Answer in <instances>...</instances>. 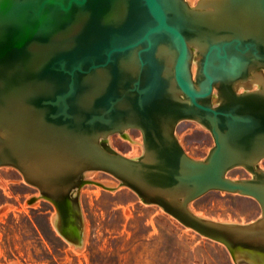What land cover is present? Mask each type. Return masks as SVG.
Wrapping results in <instances>:
<instances>
[{"label": "water", "instance_id": "95a60500", "mask_svg": "<svg viewBox=\"0 0 264 264\" xmlns=\"http://www.w3.org/2000/svg\"><path fill=\"white\" fill-rule=\"evenodd\" d=\"M184 120L213 137L202 159L176 136ZM131 129L137 157L108 141ZM263 159L264 0H0V167L54 206L67 241L83 244L78 194L95 170L235 264H264ZM235 168L250 177H230ZM214 190L255 199L261 215L195 213Z\"/></svg>", "mask_w": 264, "mask_h": 264}, {"label": "rangeland", "instance_id": "374dc122", "mask_svg": "<svg viewBox=\"0 0 264 264\" xmlns=\"http://www.w3.org/2000/svg\"><path fill=\"white\" fill-rule=\"evenodd\" d=\"M127 135H111L110 146L127 157L139 156L141 132L131 129ZM176 136L184 150L198 159L214 145L211 133L192 120L180 122ZM260 167L264 169V159ZM90 172L86 180L117 184L109 190L88 183L79 191L84 239L76 246L57 230L54 206L40 198L16 169L0 167V264H235L223 245L185 227L162 208L144 203L111 174ZM229 176L240 179L250 174L235 168ZM191 207L221 221L247 223L261 215L255 199L217 190Z\"/></svg>", "mask_w": 264, "mask_h": 264}, {"label": "bare ground", "instance_id": "6f19581e", "mask_svg": "<svg viewBox=\"0 0 264 264\" xmlns=\"http://www.w3.org/2000/svg\"><path fill=\"white\" fill-rule=\"evenodd\" d=\"M132 141V140H131ZM133 142V141H132ZM90 172V171H89ZM87 172L86 173V175L88 174V176L89 175H91L93 172ZM89 181V180H88ZM93 182V184L95 183V184H101V185H103L104 186V188H106V187H108V188H115V186H112L113 184H117V182H115V181H112V180H106V181H104L105 182V184L104 183H100V182H96V181H92ZM91 182V183H92ZM119 182V181H118ZM120 184V183H119ZM107 189V188H106ZM192 208V207H191ZM192 210L195 212V213H197L193 208H192ZM198 215H201V216H204V215H202V214H200V213H197Z\"/></svg>", "mask_w": 264, "mask_h": 264}, {"label": "flooded vegetation", "instance_id": "af4514ba", "mask_svg": "<svg viewBox=\"0 0 264 264\" xmlns=\"http://www.w3.org/2000/svg\"><path fill=\"white\" fill-rule=\"evenodd\" d=\"M75 215V214H74Z\"/></svg>", "mask_w": 264, "mask_h": 264}]
</instances>
